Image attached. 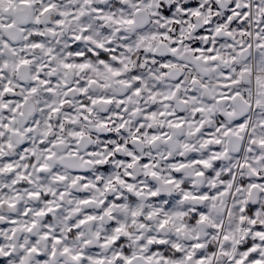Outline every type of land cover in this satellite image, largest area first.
Masks as SVG:
<instances>
[{"label":"snow or ice","instance_id":"6c2138e0","mask_svg":"<svg viewBox=\"0 0 264 264\" xmlns=\"http://www.w3.org/2000/svg\"><path fill=\"white\" fill-rule=\"evenodd\" d=\"M0 264H264V0H0Z\"/></svg>","mask_w":264,"mask_h":264},{"label":"clouds","instance_id":"9594fccd","mask_svg":"<svg viewBox=\"0 0 264 264\" xmlns=\"http://www.w3.org/2000/svg\"><path fill=\"white\" fill-rule=\"evenodd\" d=\"M251 30L254 32V31H255V27L253 26V27L251 28ZM253 43H255V41H253Z\"/></svg>","mask_w":264,"mask_h":264}]
</instances>
